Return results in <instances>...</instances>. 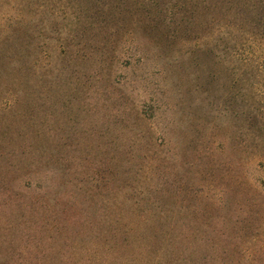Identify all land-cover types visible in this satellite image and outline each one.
Listing matches in <instances>:
<instances>
[{
    "label": "rangeland",
    "instance_id": "1",
    "mask_svg": "<svg viewBox=\"0 0 264 264\" xmlns=\"http://www.w3.org/2000/svg\"><path fill=\"white\" fill-rule=\"evenodd\" d=\"M0 264H264V0H0Z\"/></svg>",
    "mask_w": 264,
    "mask_h": 264
}]
</instances>
